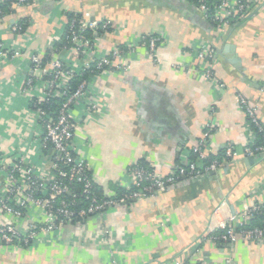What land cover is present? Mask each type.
<instances>
[{"label": "crops", "instance_id": "1", "mask_svg": "<svg viewBox=\"0 0 264 264\" xmlns=\"http://www.w3.org/2000/svg\"><path fill=\"white\" fill-rule=\"evenodd\" d=\"M124 1L151 9L155 21L140 25L142 12L136 23L112 20L124 30L104 37L102 49L147 34L161 36L163 42L157 62L139 48L128 54L129 72L114 71L92 83L104 108L97 119L83 124L76 144L95 184L111 198L131 183L128 169L139 162L168 174L190 154L209 123L217 126L210 153L228 143L242 150L249 133L240 96L257 107L264 121V0L247 18L224 29L212 26L186 0ZM70 12L109 19L104 0H45L0 24V41L11 44L15 36L10 23L33 21L19 38L26 43V55L0 68V156L26 154L42 175L49 174L50 165L31 137L35 114L30 104L41 92L43 74L33 73L30 57H45ZM203 45L218 54L217 82L205 78L199 68L196 49ZM31 76L33 87L27 83ZM73 112L76 118L84 117L80 108ZM251 198L264 202V157L241 156L215 173L185 180L153 198L117 206L82 224L61 226L30 247L0 245V264H172L179 258L188 264H226L229 258L233 264H264V246L243 239L234 245L205 241L198 244L199 252L194 248L208 234L217 209L222 208L221 218L238 214ZM39 216L30 210L23 226Z\"/></svg>", "mask_w": 264, "mask_h": 264}, {"label": "built area", "instance_id": "2", "mask_svg": "<svg viewBox=\"0 0 264 264\" xmlns=\"http://www.w3.org/2000/svg\"><path fill=\"white\" fill-rule=\"evenodd\" d=\"M43 1L45 0H0V4L11 2V9L16 12L0 15V24L8 19L11 20L23 8L37 6ZM53 1L61 2L62 0ZM186 1L192 3L203 18L213 22L217 29L228 28L247 18L255 6L261 2V0ZM73 14H75L74 19L67 21L63 32L52 42L50 49L53 52L52 60L43 67L42 57L38 55L30 57L33 73L40 71L43 74L41 92L33 97L31 102L35 100L38 105H43L52 98L67 99L58 113L31 107L35 114V128L31 137L36 138L41 152L49 160V174L38 173L26 154L0 156L2 173L0 245L3 246L30 247L61 226L73 224L75 220L81 221L80 224H82L88 218L104 216L108 210L117 206H127L140 199L153 198L159 192L185 180H198L207 174L215 173L237 161L241 156L256 159L264 157V121L261 120L257 107L240 96L239 106L247 116L249 133V138L242 150L228 143L224 147L225 157L221 161H210L212 138L217 126L209 123L201 139L191 148L190 154L174 165L168 174H163L155 168L131 166L128 169L131 183L124 189L132 190L136 187L138 190L123 194L118 199L106 197L104 200H99L93 192L94 178L90 166L76 144L78 132L83 128V124L87 120L97 119V114L104 108L101 95L92 83L97 77L114 71L129 72L131 63L128 61V54L136 53L139 48H145L149 59L157 62V52L163 38L153 34L140 35L133 42L117 44L110 50L102 49L101 41L106 34L118 36L124 30V25L106 18L92 20V17L88 15ZM24 19L29 20L30 27L33 25L30 18ZM20 20L10 23L11 32L15 36L14 42L6 44L0 41V68L5 63L26 55V43L19 38L23 39L27 33L22 34L23 26L20 25ZM56 46H62V48L55 52ZM196 55L199 68L205 78L217 82L214 72V65L218 60L216 49L210 45H203L196 49ZM94 65L100 72L99 75L93 76L92 83L84 82L78 90L72 92L69 86L71 79L74 76L81 77L87 70H92ZM27 83L33 87L34 77L31 76ZM224 87L219 84V88ZM76 108H80L83 112L82 119L75 117L73 110ZM259 134H262V141L257 144ZM193 156L196 158L193 159ZM75 183L83 185L82 192H78L73 187ZM80 198H84L90 204L87 208L77 210ZM32 209L40 214L39 219L23 226ZM259 215L264 216V202L255 201L252 198L238 214L221 218L222 208L217 209L208 234L195 244V250L198 244L201 245L205 241L234 245L239 239L249 244L264 246V223L251 226V221ZM107 233L109 231L105 229V234ZM199 250L197 248L196 252ZM233 260L229 258L226 264H233ZM172 264H188V261L179 258Z\"/></svg>", "mask_w": 264, "mask_h": 264}, {"label": "trees", "instance_id": "3", "mask_svg": "<svg viewBox=\"0 0 264 264\" xmlns=\"http://www.w3.org/2000/svg\"><path fill=\"white\" fill-rule=\"evenodd\" d=\"M16 13L15 11H13L11 9V2H7L6 4H0V15H4V14H11V13ZM75 14H73V12H70L67 14V21H71L72 19H74ZM29 20L28 19H21L19 21L20 25L23 26V33L22 34H26L30 28L29 26ZM209 23L212 24V26H214L216 29L217 27L215 26V24L213 22L208 21ZM106 36H109V34H106ZM62 48V46H56L55 47V52L59 51ZM52 54L53 52L50 50L49 52H47V54L45 55V57L43 58V63L42 66L45 67L51 60H52ZM99 71L96 68V66L94 65L92 67V70H87L85 73H83V75L81 77L79 76H74L71 81H70V88L72 90V92H75L76 90H78V88L80 87V85L84 82L87 83H92V78L93 76L99 75ZM48 78V77H46ZM66 98L65 97H61V98H52L49 100L48 103L43 104V105H38L37 102H35V100H33L31 102V107L32 109L34 108H42L44 111L46 112H51V111H55L56 113L60 112L63 104L66 102ZM258 140H257V144H260L262 141V134L258 135ZM225 149H221L219 151H217L216 153H210L209 154V160L214 161V160H219L221 161L224 157H225ZM193 159H195L196 157H192ZM180 163V161L178 162ZM134 166V165H133ZM135 166H140L142 168H146V169H152L150 166L147 165L146 162L142 161L139 162L138 164H136ZM78 192H82L83 190V185L81 183H75L73 186ZM138 190V188L133 187L132 190H125L124 188H118L117 190V195L112 197V198H120L123 194H130L132 191H136ZM93 192L97 195L99 200H104L106 199V196L103 193V189L96 185L95 182L93 183ZM160 193V192H159ZM89 202L87 200H85L84 198H80L78 200V206L76 207L77 210H81L83 208H87L89 206ZM81 221H77L75 220L73 224H79ZM262 223H264V216L263 215H259L256 218H254L251 221V226H257V225H261Z\"/></svg>", "mask_w": 264, "mask_h": 264}, {"label": "rangeland", "instance_id": "4", "mask_svg": "<svg viewBox=\"0 0 264 264\" xmlns=\"http://www.w3.org/2000/svg\"><path fill=\"white\" fill-rule=\"evenodd\" d=\"M121 0H104L105 10L108 13V17L111 20L117 19H128L136 23V19L138 18L139 13H143V20L140 25H144L143 23H151L155 21L156 14L151 12V9L140 7L136 5L133 1H124Z\"/></svg>", "mask_w": 264, "mask_h": 264}, {"label": "water", "instance_id": "5", "mask_svg": "<svg viewBox=\"0 0 264 264\" xmlns=\"http://www.w3.org/2000/svg\"><path fill=\"white\" fill-rule=\"evenodd\" d=\"M95 18H92V20H94Z\"/></svg>", "mask_w": 264, "mask_h": 264}]
</instances>
